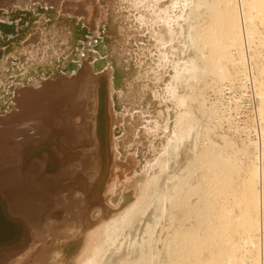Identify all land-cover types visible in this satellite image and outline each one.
<instances>
[{
    "label": "bare ground",
    "instance_id": "bare-ground-1",
    "mask_svg": "<svg viewBox=\"0 0 264 264\" xmlns=\"http://www.w3.org/2000/svg\"><path fill=\"white\" fill-rule=\"evenodd\" d=\"M0 19V264H264V0Z\"/></svg>",
    "mask_w": 264,
    "mask_h": 264
},
{
    "label": "rangeland",
    "instance_id": "rangeland-1",
    "mask_svg": "<svg viewBox=\"0 0 264 264\" xmlns=\"http://www.w3.org/2000/svg\"><path fill=\"white\" fill-rule=\"evenodd\" d=\"M53 6H54V5H53ZM53 6L51 5V6H48V7L46 6V7H47L48 9H49V8L54 9L55 7L53 8ZM41 7H42V8H40V9H41V12H37L38 14H39V13H42V12H43V14H44V13H45V14H46V13H47V14L50 13V12H46V11H44V7H43V6H41ZM47 8H45V9L47 10ZM38 14H37V15H38ZM37 15H36V16H37ZM46 19H47L48 21H50L49 19H52V18H51V17H50V18L47 17ZM3 20H4V19H0V22H1V21L3 22ZM4 21H5V20H4ZM35 21H36V20H35ZM37 21H38V20H37ZM37 21H36V22H37ZM2 22H1V23H2ZM3 23H6V21L3 22ZM105 67L107 68V65H106ZM105 67L103 68L104 71H105V69H106ZM109 67H110V66H109ZM107 69H108V68H107ZM107 69H106V70H107ZM101 71L103 72V70H101ZM3 77H4V76H3ZM11 77H12V76H11ZM1 83H3L4 86L7 87L8 84H10V80H8V78H5ZM9 86H10V85H9ZM8 93L10 94V92H8ZM13 95H14V94H13ZM13 95L10 96V95H7V94H6V95L2 96L1 101H0V108H1L2 106H5V107H4V110H3V112H2L3 115H4L5 112H8V111L11 109V108H10V107H11V104L14 103V102L12 103V100H11V98H14V96H15V95H14V96H13ZM12 96H13V97H12ZM12 108H13V107H12ZM13 109H14V108H13ZM7 110H8V111H7ZM0 115H1V114H0Z\"/></svg>",
    "mask_w": 264,
    "mask_h": 264
}]
</instances>
